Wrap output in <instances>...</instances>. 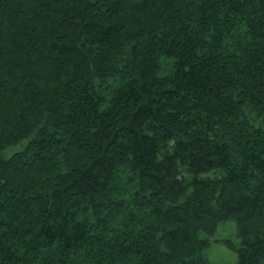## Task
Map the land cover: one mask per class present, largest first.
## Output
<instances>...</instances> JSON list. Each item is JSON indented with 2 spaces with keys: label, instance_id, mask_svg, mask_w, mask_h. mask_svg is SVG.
<instances>
[{
  "label": "trees",
  "instance_id": "1",
  "mask_svg": "<svg viewBox=\"0 0 264 264\" xmlns=\"http://www.w3.org/2000/svg\"><path fill=\"white\" fill-rule=\"evenodd\" d=\"M228 221L264 264V0H0V264H210Z\"/></svg>",
  "mask_w": 264,
  "mask_h": 264
},
{
  "label": "rangeland",
  "instance_id": "2",
  "mask_svg": "<svg viewBox=\"0 0 264 264\" xmlns=\"http://www.w3.org/2000/svg\"><path fill=\"white\" fill-rule=\"evenodd\" d=\"M19 151V147L9 148L1 153L5 159H9L11 155ZM200 239L208 242V247L203 251L202 256L210 264H236L237 255L234 251L227 248L226 244L231 243L235 247H239L240 241L236 235L235 224L228 221L218 226L214 235L208 237L200 234Z\"/></svg>",
  "mask_w": 264,
  "mask_h": 264
}]
</instances>
